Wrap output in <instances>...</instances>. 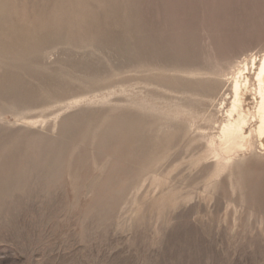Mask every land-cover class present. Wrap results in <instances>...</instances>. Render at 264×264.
<instances>
[{
  "label": "rangeland",
  "instance_id": "374dc122",
  "mask_svg": "<svg viewBox=\"0 0 264 264\" xmlns=\"http://www.w3.org/2000/svg\"><path fill=\"white\" fill-rule=\"evenodd\" d=\"M0 9V264H264V149L217 138L264 0Z\"/></svg>",
  "mask_w": 264,
  "mask_h": 264
},
{
  "label": "bare ground",
  "instance_id": "6f19581e",
  "mask_svg": "<svg viewBox=\"0 0 264 264\" xmlns=\"http://www.w3.org/2000/svg\"><path fill=\"white\" fill-rule=\"evenodd\" d=\"M3 16L0 9L1 25L5 20ZM235 57L241 60L232 64L234 71L227 72L231 77L226 79V87L221 90L218 107L222 119L217 123V138L225 155L252 149L253 144L264 149V53L259 57L253 53L250 59L245 53Z\"/></svg>",
  "mask_w": 264,
  "mask_h": 264
}]
</instances>
